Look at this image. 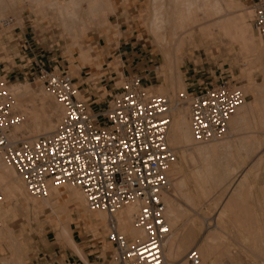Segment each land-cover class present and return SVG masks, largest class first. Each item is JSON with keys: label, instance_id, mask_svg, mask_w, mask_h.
Segmentation results:
<instances>
[{"label": "rangeland", "instance_id": "1", "mask_svg": "<svg viewBox=\"0 0 264 264\" xmlns=\"http://www.w3.org/2000/svg\"><path fill=\"white\" fill-rule=\"evenodd\" d=\"M236 1L250 12L251 19H247L252 24L253 0ZM153 2L160 0H0V20L14 19L9 25L0 27V63L4 60L13 62L20 47L15 38L21 35L22 30L29 31L38 46L52 50L59 60L64 58L66 63L70 62V66L65 67L70 76L73 77L85 65L84 71L88 72L86 80L95 83L106 71L102 68L103 57L114 46L128 40L130 35L125 33L129 32L144 44L146 58L151 60L147 65L155 70L156 77L149 90L154 94L167 95L176 100L180 92L190 91L186 83L189 68L205 72L204 76L212 73L206 81L225 77L240 85L247 95L246 111L237 130L232 129L233 116L227 134L218 138L219 142L228 141L229 145L216 152L217 155L213 153L207 161L197 153L182 159L180 151L174 149L182 176L174 193L173 186L169 185L164 200L168 208L167 202L171 198L179 212L177 229L190 223L196 227V234L183 255L182 261L186 260V264H192L187 257L193 248L200 254L199 264H264V52L260 60L251 50H243L242 44L214 25L213 20L204 22L199 28L195 26V20L187 16L181 22L186 40L180 54V71L174 79L176 86L172 88L171 76L166 69L165 45L160 44L163 42L158 41L160 38L155 37L150 26L154 14ZM224 15L231 16L233 11ZM253 29L256 37L264 40V34H260L254 26ZM190 31L194 39L188 36ZM168 47L172 48V39H168ZM116 64V70H120V64ZM179 76L184 81V88L179 87ZM15 83L24 84L32 92L14 97L22 117L13 129L14 138L29 137L32 140L44 134L35 131L33 110L39 114L42 124L52 123L54 131L64 115L63 105L38 78H11L6 86ZM117 84L123 85V79ZM78 97L85 100L81 94ZM183 107L188 110L186 102L177 105V109ZM177 109L172 111V117ZM0 162L10 167L1 153ZM233 167H237L236 173L231 171ZM170 177L169 173V180ZM18 178L23 185L21 177ZM60 185L66 189L69 184ZM0 193L3 195L0 201V230L5 229L10 239L0 245V264H34L41 247L54 241L73 246L76 250L69 238L64 241L57 239L56 233L63 226H68L72 232L75 228L81 230L99 246L103 258L107 259V255L113 252L112 244L106 239L104 222L94 226L85 217L77 221L66 219L62 209L76 210L71 201L60 198L53 211L34 208L30 201L33 195L25 189L21 196L8 182L0 185ZM86 211L99 212L88 206ZM168 220L170 222L169 216ZM219 222L221 228L216 227ZM214 226L218 229L215 230ZM207 232L214 234L210 244L212 254L203 257L202 248L209 236ZM82 258L87 260L84 254Z\"/></svg>", "mask_w": 264, "mask_h": 264}, {"label": "built area", "instance_id": "2", "mask_svg": "<svg viewBox=\"0 0 264 264\" xmlns=\"http://www.w3.org/2000/svg\"><path fill=\"white\" fill-rule=\"evenodd\" d=\"M252 24L264 34V0H253ZM14 19L0 20L9 25ZM32 53L30 79L42 81L63 105L64 115L55 130L32 140L14 138L22 119L14 97L0 77V153L24 181L28 191L47 197L51 185L69 183L80 188L87 206L107 214L106 239L113 246L101 264H173L165 258L171 234L164 195L169 171L177 156L168 141L175 105L186 102L193 138L208 142L225 136L229 123L245 104L247 95L225 77L206 81L197 91L180 92L176 100L152 93L137 73L122 75L119 86L97 112L78 97L74 78L56 70ZM3 195L0 193V201ZM138 203L135 226L143 239L132 240L121 229L117 212ZM187 259L199 264L196 248ZM85 264H95L86 262Z\"/></svg>", "mask_w": 264, "mask_h": 264}, {"label": "bare ground", "instance_id": "3", "mask_svg": "<svg viewBox=\"0 0 264 264\" xmlns=\"http://www.w3.org/2000/svg\"><path fill=\"white\" fill-rule=\"evenodd\" d=\"M153 4L154 8H152L154 14L153 16L151 14L152 21L150 23L152 24L150 26H152V33L155 34V37L158 36L160 38L158 41L163 42L160 44L165 45V48H163L166 60V69L171 76L170 83L172 84V88L176 86V81H174V79L176 77V73L180 71V64L182 61L180 54L186 40V33L182 29L181 22L182 19L187 16H191L195 20V26H198L199 28L204 22L213 20L214 25L218 26L222 31L225 32V34L231 35L234 41L242 44L243 50H251V53H255V55H257V58L260 60L263 56L264 40L263 38H260V36L259 38L256 37L253 26L248 22L247 19L248 17H250L251 19L252 15L248 10L242 8L236 0H160V2H153ZM229 11H233V15H224L225 12ZM200 14H202V17H199ZM192 31L188 33V36L192 37ZM168 39H172V48L168 47ZM192 39L194 38L192 37ZM178 83L179 87L185 86L184 81L180 76L178 79ZM6 90L13 97L25 96L26 94L32 92L29 87H26L24 84L18 83L7 87ZM80 94L81 93L78 92V95ZM175 108L177 109V105L174 106L173 110H175ZM245 111L246 108L243 105L234 115L232 121L233 130L238 129L240 120ZM188 113L189 109L186 110V107L178 108L172 117V123L168 132V141L170 146L173 149L180 151V157L182 159H184V157H192L193 153H197L207 161L208 157L212 156L213 153L217 155L220 150L229 145L228 141L219 142L218 139L208 141V143L200 142L202 144H196L192 135ZM32 119L35 123L34 127L36 129V132L42 131L44 134H48L53 131L54 125L52 123L49 125L42 124L39 121V114L35 110L32 111ZM31 137H34V135H32ZM29 139L31 138H26V140ZM216 155L213 156V160L216 159ZM231 171L233 173H236L237 167H233ZM180 172L181 165L179 164V162L173 163L169 171L171 175L170 185H172L174 189L173 193L176 191L178 185L180 184L182 176H180ZM18 176L19 174L12 166L8 167L0 162V185L8 182L12 185L13 189L16 192H19L21 196H23L25 189L29 194H31L25 186L24 181L21 180L23 185L20 183ZM74 187L73 185L69 184L67 188L64 189L60 184L51 185L49 195L47 197H38L33 195V198H31L30 201L32 202L34 208H49L54 211L56 202L60 198H64L67 201H71L76 207V210L71 212L69 209H62L63 214L66 216V219L68 221H77L79 218L85 217V220L94 224V226H98L100 223L104 222L105 226L107 227L106 212L100 209L95 210L99 211L96 214L95 212H87V202L82 190L80 188L79 190H76ZM170 199H168L167 202L168 208L166 209V212L168 213V216L170 218L169 223L171 226V234L166 240L164 254L165 258L173 264H176L173 261H176L178 264H186V260L182 261L184 260L183 255L196 234V227L195 225L190 223L183 224L179 229H177L180 215L175 208L174 202ZM138 208V203H130L123 206L117 212L121 231L132 240L144 238V232L141 229L137 228L134 223V215L137 212ZM220 224V222L219 224H216V227L221 228L219 227ZM207 234L209 236H207L206 245L204 248H202L203 257L204 255L211 256L212 254L210 244H212V241L214 240V234H209L208 232ZM56 235L57 239L60 241L67 240L69 238L77 248L76 250L83 257L82 252L77 247V243L73 239L72 231L68 226H63L60 231H57ZM9 241L10 239L8 233L5 229H1L0 245Z\"/></svg>", "mask_w": 264, "mask_h": 264}, {"label": "crops", "instance_id": "4", "mask_svg": "<svg viewBox=\"0 0 264 264\" xmlns=\"http://www.w3.org/2000/svg\"><path fill=\"white\" fill-rule=\"evenodd\" d=\"M29 34V31L22 30L21 35L15 38V41H18L17 45L20 46L18 47L19 54L13 57V62L9 60L6 62L4 60L0 63V74L2 78L8 82L11 78L30 79L32 70L30 64L33 56L30 51L23 48L22 44L25 42H28L31 45L33 53L36 56H41L40 59L50 67L66 72L69 71L65 68L70 66L69 61L66 63L64 58L59 60V56L53 53L52 50L38 46V43L34 42V37ZM125 35H130L129 39L124 40L118 46H114L103 57L105 61L102 63V68L106 71L101 74L99 81L94 83L86 80L88 78V72L84 71L87 67L85 65L79 71H76L73 76L74 85L88 102L94 113L119 88L117 83L122 79V75L140 74L147 85L153 86L156 74L154 75L155 70L151 69V65H147L151 60H147L146 58L147 53L143 49L144 44H141L138 38L129 32L125 33ZM134 37L135 40L133 39ZM116 63L120 64V70H116ZM186 73L189 74L186 77V83L190 91H197L201 88V84L205 83L212 76V73L209 76H204L205 72L196 71L195 68L187 69ZM103 92L105 93L104 96H102ZM72 236L74 241L79 245L78 248L80 247V251L86 256V261L73 246H66L59 241H54L51 244H46L41 247L38 256L34 259V264H85L86 262L101 264L106 260L102 257V250L99 246L92 243L90 241L91 239L84 235L81 230L75 228ZM109 255H107L108 258Z\"/></svg>", "mask_w": 264, "mask_h": 264}]
</instances>
